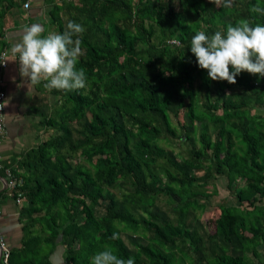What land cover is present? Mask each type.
<instances>
[{
	"label": "trees",
	"instance_id": "obj_1",
	"mask_svg": "<svg viewBox=\"0 0 264 264\" xmlns=\"http://www.w3.org/2000/svg\"><path fill=\"white\" fill-rule=\"evenodd\" d=\"M26 3L0 0V50L6 18ZM48 3L50 33L68 20L85 28L76 67L87 87L49 89L58 132L11 169L24 238L8 264H54L59 244L64 264L106 247L135 264H264V77L213 81L190 49L198 31L264 24L251 11L264 0ZM219 177L236 204L210 210Z\"/></svg>",
	"mask_w": 264,
	"mask_h": 264
},
{
	"label": "clouds",
	"instance_id": "obj_2",
	"mask_svg": "<svg viewBox=\"0 0 264 264\" xmlns=\"http://www.w3.org/2000/svg\"><path fill=\"white\" fill-rule=\"evenodd\" d=\"M215 2H222L224 7L230 8L235 0ZM251 11L264 14V8L259 6H254ZM84 31L81 24L72 20H68L62 33L47 35H43L45 29L39 23L25 26L20 41L11 49L13 56L18 57L21 77L32 85L43 81L48 89L71 91L86 88L85 70L76 67L84 54L80 38ZM190 49L198 66L207 70L213 81L235 84L236 77L243 71L264 77V24L252 26L243 20L214 34L198 31L191 39ZM113 238H116L115 234ZM90 264H135V259H122L106 247L91 257Z\"/></svg>",
	"mask_w": 264,
	"mask_h": 264
},
{
	"label": "crops",
	"instance_id": "obj_3",
	"mask_svg": "<svg viewBox=\"0 0 264 264\" xmlns=\"http://www.w3.org/2000/svg\"><path fill=\"white\" fill-rule=\"evenodd\" d=\"M29 6L17 7L12 15L6 18L5 41L7 45L0 50V56L5 53L7 63L0 65V89L6 91L5 117L7 133L0 143V163L10 169L20 168L19 162L24 151L37 147L40 143L51 138L57 129L50 128L47 117L54 112L57 98L52 97L45 82L32 85L19 73L18 57H14L11 49L20 41L25 26L34 23L43 25L49 34L50 4L48 0H27ZM17 177V176H16ZM15 178V177H14ZM19 185L22 183V177ZM18 179L15 180L18 182ZM18 184L11 185L10 179L4 169H0V232L5 237L10 251L22 246L24 238L22 204L18 201L20 195H15L14 189ZM59 255V253H58ZM57 253L54 254V257ZM53 257V256H52ZM55 264H63L61 259L52 260ZM9 263V262H8ZM0 264H6L0 258Z\"/></svg>",
	"mask_w": 264,
	"mask_h": 264
},
{
	"label": "rangeland",
	"instance_id": "obj_4",
	"mask_svg": "<svg viewBox=\"0 0 264 264\" xmlns=\"http://www.w3.org/2000/svg\"><path fill=\"white\" fill-rule=\"evenodd\" d=\"M178 3V2H177ZM48 28H49V30L51 31V32H53V27H52V25L49 23V25H48ZM7 124V123H6ZM165 147H167V149H168V146H165ZM177 150H178V148H176ZM204 173V171H198L197 172V174L198 175H201V174H203ZM227 183H228V180H227V178L226 177H219L218 178V180H217V182H216V184H217V193L216 194H214L212 197H211V199L210 200H207L208 202H209V209L210 210H212V209H214V210H217L216 208L217 207H215L217 204H220L221 202H223V201H226L228 204H230V205H233V204H236V200H235V198H234V196H232L231 195V193L229 192V190H228V188H227ZM161 204L165 207V208H167L168 210H170L173 214H175L174 213V211H173V209L172 208H170V205L169 204H166V203H164V202H161ZM199 216H200V218L203 220V222H205V224L207 223V218L205 217V215H204V212H202L201 210H198L197 212H196ZM173 217L175 216V215H172ZM192 217V216H191ZM64 250H65V248H64V246H63V244H59L58 246H57V248H56V250H55V253H53V257L51 256V260H57V257L59 256V258L61 259V254H63L64 253ZM1 252V251H0ZM11 252V251H10ZM57 253V256L56 257H54V254H56ZM58 253H59V255H58ZM10 257V256H9ZM1 258H2V254H1ZM8 262H9V260H8ZM55 264V263H54ZM63 264H64V261H63Z\"/></svg>",
	"mask_w": 264,
	"mask_h": 264
},
{
	"label": "built area",
	"instance_id": "obj_5",
	"mask_svg": "<svg viewBox=\"0 0 264 264\" xmlns=\"http://www.w3.org/2000/svg\"><path fill=\"white\" fill-rule=\"evenodd\" d=\"M26 7L29 6V3L27 2L25 4ZM6 60V54L3 53L0 56V63H3ZM7 63V62H6ZM6 63L0 64L1 66H5ZM6 91L3 89H0V143L4 140L6 137L7 133V124H6V117H5V103H6ZM0 169H4L5 172L8 175V178L10 179L11 185H15L18 183L14 178H13V172L11 171L10 168L4 167L0 163ZM21 195L20 198H18V201H21ZM0 251L2 254V258L6 264H8L9 256H10V249L6 243L5 237L3 234L0 232Z\"/></svg>",
	"mask_w": 264,
	"mask_h": 264
},
{
	"label": "water",
	"instance_id": "obj_6",
	"mask_svg": "<svg viewBox=\"0 0 264 264\" xmlns=\"http://www.w3.org/2000/svg\"><path fill=\"white\" fill-rule=\"evenodd\" d=\"M0 258H1V252H0Z\"/></svg>",
	"mask_w": 264,
	"mask_h": 264
}]
</instances>
